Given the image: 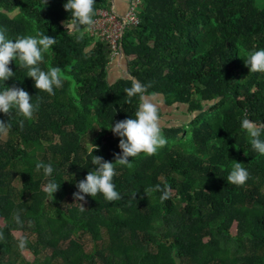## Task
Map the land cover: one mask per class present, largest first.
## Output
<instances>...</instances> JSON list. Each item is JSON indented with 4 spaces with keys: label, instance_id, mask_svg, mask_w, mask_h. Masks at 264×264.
Returning <instances> with one entry per match:
<instances>
[{
    "label": "trees",
    "instance_id": "trees-1",
    "mask_svg": "<svg viewBox=\"0 0 264 264\" xmlns=\"http://www.w3.org/2000/svg\"><path fill=\"white\" fill-rule=\"evenodd\" d=\"M139 2L140 24L121 43L129 78L109 83L106 45L86 32L77 40L78 33L63 28L70 16L66 0H0V28L10 39L40 32L56 38L40 67H59L63 80L49 95L13 61L14 76L0 81V91L15 85L33 104L41 98L32 119L16 109L10 117L0 112L11 124L0 133V264H264V155L241 127L245 114L264 122V72H249L244 60L264 49V8L256 0ZM109 4L95 0L94 16ZM133 78L150 83L145 95L161 96L164 108L185 105L189 116L197 114L179 126H161L168 143L156 155L140 153L129 158L131 167L115 165L122 199L85 194L81 212L73 193L95 167L88 140L99 146L93 155L115 162L120 137L105 127L135 118L139 97L125 103L124 92ZM37 161L52 165L51 177L36 169ZM235 161L250 174L242 186L227 182ZM50 179L60 183L51 201L43 191ZM165 182L168 200L161 202L159 191L145 193ZM80 234L93 241L90 251ZM20 238L31 261L21 254Z\"/></svg>",
    "mask_w": 264,
    "mask_h": 264
},
{
    "label": "clouds",
    "instance_id": "clouds-1",
    "mask_svg": "<svg viewBox=\"0 0 264 264\" xmlns=\"http://www.w3.org/2000/svg\"><path fill=\"white\" fill-rule=\"evenodd\" d=\"M47 0H45V4ZM94 4L95 0H66L63 8L70 13L67 28L69 34L78 33L77 40L83 38L84 33L91 31L94 25ZM65 27V21L63 22ZM83 26V31H81ZM57 43L56 38L46 35L42 32L33 35H22L10 39L7 35L6 28H0V81H6L14 76V72L9 67L13 61H17L19 67L27 68V75L34 81V87L38 90L54 95V87L62 86V72L59 67H49L47 71L41 69L40 64L43 62V54L47 52L53 45ZM245 60L249 66V72H264V49L252 50L247 54ZM151 86L142 84L135 78L131 81V87L125 88L128 99L125 103H131L132 97L138 96L140 103L135 112V118H125L118 120L110 127H105L120 137L118 147L122 150L120 154H116L115 162L104 160L102 156L93 155L94 150L98 151L99 146L92 144L90 155L91 163L94 170L88 171L84 179L76 183L77 192L73 193L75 201H84L85 194L91 197L102 194L108 202L118 201L122 199L121 194L116 190L113 178L116 175L115 165L131 167L129 158L145 153L148 156H154L158 150L165 147L168 143L163 135L159 117V106L152 102V99L145 95L147 89ZM41 98H36V103L32 102V95L26 90L15 85L5 87L0 91V112L10 117L13 109L26 119H32L35 111L39 109ZM23 127V120L19 122ZM11 127L9 120L5 122L0 120V133H6ZM241 127L246 131L250 138L252 148L259 154L264 155V122L257 123L247 117L241 120ZM99 128V127H97ZM37 170L43 169L46 177H51L53 167L50 163L37 161L35 163ZM249 172L244 168L241 162L235 161L231 171L227 176V182L237 186L244 185L249 179ZM60 188V183L54 179H50L43 187V191L47 194L49 201L54 199V193ZM161 192V202L170 198V186L164 183V186L157 184L153 188H149L147 192ZM136 198V192L132 194ZM83 203H79V211H85ZM14 219L17 224L22 223L19 215L15 214ZM4 239V235L0 232V240ZM27 241L20 238L18 242L19 248L26 247Z\"/></svg>",
    "mask_w": 264,
    "mask_h": 264
},
{
    "label": "built area",
    "instance_id": "built-area-1",
    "mask_svg": "<svg viewBox=\"0 0 264 264\" xmlns=\"http://www.w3.org/2000/svg\"><path fill=\"white\" fill-rule=\"evenodd\" d=\"M138 5L139 0H129L127 10L122 15L117 14L110 5L95 11V23L86 33L106 45L110 58L122 57L124 33L140 24Z\"/></svg>",
    "mask_w": 264,
    "mask_h": 264
},
{
    "label": "rangeland",
    "instance_id": "rangeland-1",
    "mask_svg": "<svg viewBox=\"0 0 264 264\" xmlns=\"http://www.w3.org/2000/svg\"><path fill=\"white\" fill-rule=\"evenodd\" d=\"M256 2H257L258 7L264 8V0H256ZM139 4H140V2H139ZM17 12H18V9H15L13 11L7 12V14L10 17H13ZM65 24H66V27H65L64 23L62 22L63 28L69 33V29L67 28L68 22H65ZM90 48H91V46L87 47L85 50L87 51ZM117 60H119V58H110V56H109L108 66H109V64H111L112 61L116 62ZM120 61L122 62L123 68H127V65H126L127 59L125 57H120ZM121 62L116 64V65H119L121 67ZM108 66H107V69H108ZM155 97L152 99V102L156 103L159 107L161 106L160 108H164L162 106L161 96L155 95ZM196 114L197 113H193L192 116H189V114L186 111L185 105H178V106L173 105L171 107L164 108V110H162V114H159L160 124H161V126H175L176 127V126H179L180 123L189 122L190 119ZM92 140H94V139L92 138L91 140H88L89 141L88 145H91ZM172 192L174 193V191H172ZM80 202L81 201H79L78 203H80ZM4 223H5V221L3 219V216H0V226H2ZM230 231H231V233L236 234V232H237L236 221H234L231 224ZM12 233L16 238H19L21 236V232L19 230H13ZM80 235H81V237H80ZM80 235H79V237H80L79 239L82 241L85 249L87 251H90L93 248V244H94L93 241L90 240V236L87 234H80ZM21 254L28 261H31L33 258V255L31 254V252L27 248L22 249Z\"/></svg>",
    "mask_w": 264,
    "mask_h": 264
},
{
    "label": "crops",
    "instance_id": "crops-1",
    "mask_svg": "<svg viewBox=\"0 0 264 264\" xmlns=\"http://www.w3.org/2000/svg\"><path fill=\"white\" fill-rule=\"evenodd\" d=\"M108 1L110 3L109 5L113 7L114 11L117 14L122 15L126 12L129 0H108ZM116 62L112 61L111 64H109V66H108L107 81L109 83H113L120 78H129L128 74L126 73V68H123V66H122V62L120 61V58ZM120 62H121V67L119 65H116ZM148 97L153 99L155 97V95L148 96ZM160 109H161V111L164 110V108H160Z\"/></svg>",
    "mask_w": 264,
    "mask_h": 264
}]
</instances>
